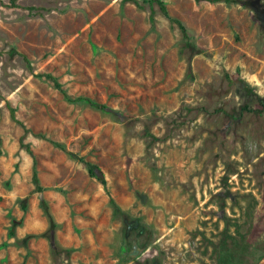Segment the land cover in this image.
Listing matches in <instances>:
<instances>
[{"label":"rangeland","instance_id":"obj_1","mask_svg":"<svg viewBox=\"0 0 264 264\" xmlns=\"http://www.w3.org/2000/svg\"><path fill=\"white\" fill-rule=\"evenodd\" d=\"M11 1L0 264H264V0Z\"/></svg>","mask_w":264,"mask_h":264},{"label":"trees","instance_id":"obj_2","mask_svg":"<svg viewBox=\"0 0 264 264\" xmlns=\"http://www.w3.org/2000/svg\"><path fill=\"white\" fill-rule=\"evenodd\" d=\"M124 2H131L133 3L134 5L138 6V1L137 0H122ZM151 3H154L157 8L159 9V11L161 12V14L170 22V23H173L177 26V28L182 32V33H185L186 32V29L185 27L182 25V23L177 20L176 18L172 17L168 10H167V7L164 3L163 0H149ZM208 1H214V0H208ZM12 3H14V0L11 1ZM22 58L26 59V57L21 54ZM44 77H46L47 79H50L54 86L56 88L59 89V91L64 95V97L67 99V101L69 102H86L88 103L89 105L97 108V109H101V110H105L106 109V106L104 104H101V103H98V102H94L92 100H90L89 98H86V97H82V96H77L75 98H71L68 96V94L61 88L60 84L56 81L55 77L52 76L51 74H43ZM1 96V95H0ZM7 108L9 110V116H10V119L15 122L16 124H18L24 131V134L25 133H28L30 132V130L27 128V126L17 118L16 114H15V109L10 106L8 103H7ZM38 135L39 137L43 138V139H46L48 140L50 143H52L53 145H55L56 147H58L60 150L68 153L72 158L80 161V162H83L84 161V158L82 156H79L78 154L74 153V152H71V151H68L66 149V147L56 141V140H52V139H49V138H46L44 135L42 134H36ZM20 145L21 147H23L25 149V151L31 156L32 158V182L34 184V190L36 192H42L44 189L42 186H40L39 184V180H38V173H37V170H36V158H35V155H34V152L32 150V148L30 147V145L26 142H24L23 140V137L20 139ZM86 164H88V162H85ZM90 173L92 176L96 177V179L98 181H100L102 184H105V180L103 179L102 176H98L96 174H94L91 170H90Z\"/></svg>","mask_w":264,"mask_h":264}]
</instances>
